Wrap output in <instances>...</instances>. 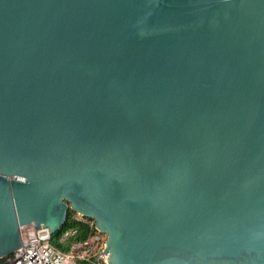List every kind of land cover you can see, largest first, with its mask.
<instances>
[{"label":"water","instance_id":"obj_1","mask_svg":"<svg viewBox=\"0 0 264 264\" xmlns=\"http://www.w3.org/2000/svg\"><path fill=\"white\" fill-rule=\"evenodd\" d=\"M69 208L109 264H264V0H0V258Z\"/></svg>","mask_w":264,"mask_h":264},{"label":"built area","instance_id":"obj_2","mask_svg":"<svg viewBox=\"0 0 264 264\" xmlns=\"http://www.w3.org/2000/svg\"><path fill=\"white\" fill-rule=\"evenodd\" d=\"M75 219L91 227L93 233L85 239L72 242L69 250H61L52 243L53 233L49 227L37 228L31 223L20 227L22 247L0 258V264H79V261L85 264H109L106 260L108 254L100 252L106 247V233L97 228L92 217L76 212ZM77 232V228H68L64 230L61 240Z\"/></svg>","mask_w":264,"mask_h":264},{"label":"trees","instance_id":"obj_3","mask_svg":"<svg viewBox=\"0 0 264 264\" xmlns=\"http://www.w3.org/2000/svg\"><path fill=\"white\" fill-rule=\"evenodd\" d=\"M76 211L69 208L68 216L65 223L52 235V243L59 249L67 251L70 248V245L74 241H78L81 239H85L89 237L93 233V229L89 227L87 224L77 221L75 219ZM77 228L78 232L76 235L69 237L66 240H61V236L64 230L68 228ZM79 264H85L84 262H80Z\"/></svg>","mask_w":264,"mask_h":264}]
</instances>
